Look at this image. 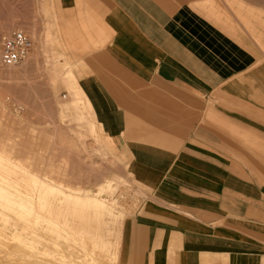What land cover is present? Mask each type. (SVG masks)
I'll list each match as a JSON object with an SVG mask.
<instances>
[{
  "label": "crops",
  "instance_id": "0c3cea01",
  "mask_svg": "<svg viewBox=\"0 0 264 264\" xmlns=\"http://www.w3.org/2000/svg\"><path fill=\"white\" fill-rule=\"evenodd\" d=\"M37 11L75 65L72 101L123 142L150 195L130 220L106 196L116 264H264L259 34L214 0H42Z\"/></svg>",
  "mask_w": 264,
  "mask_h": 264
},
{
  "label": "rangeland",
  "instance_id": "374dc122",
  "mask_svg": "<svg viewBox=\"0 0 264 264\" xmlns=\"http://www.w3.org/2000/svg\"><path fill=\"white\" fill-rule=\"evenodd\" d=\"M41 2L42 0H0V42L2 37L16 29L24 30L33 41L35 40L33 54L29 59L14 67L3 66L0 49V150L10 153L14 163L23 166L26 164L31 175L21 177H28L32 180L38 176L52 184L63 183V185L80 188L81 192L83 191L81 194L88 191L89 193L97 192L99 186L105 184L101 182L107 179L106 177L112 180L127 181L125 184L112 182V187L108 191L98 193L96 196L103 198L108 205L109 200L106 196L116 195L117 198H115L129 212L130 220L150 195H146V186L135 180L138 177L133 174L129 166V152L124 150L123 142L109 135L99 136L96 133L95 120H91L85 109L87 105L84 107L81 99L79 102L72 101V96L77 99L80 96L77 91L70 89L66 76L69 70L73 72L75 65L61 53L56 40L52 39L51 31L55 25L43 23L44 15L37 11ZM214 2L220 7L224 5L232 10L245 27L250 25L259 34L260 44L264 47V0H214ZM258 12H261L263 24L256 20L257 17L254 18ZM246 15L247 19H245ZM45 26L47 32H44ZM244 142L250 143V138L248 140L244 138ZM260 155V159L264 160V153L261 152ZM261 170L264 171L263 168ZM13 177L17 178L16 175ZM29 183L31 186L32 182L29 181ZM30 193L38 195L31 191ZM58 203L59 201L56 204ZM61 204L62 210L65 209L62 217L64 226L62 223L60 227L61 236L58 237L57 234L52 233L47 223L36 224L32 215L28 216V222L13 215L16 223L13 224L14 226H9V230L5 231L6 235L10 238L14 237L13 235L18 233L17 230L21 232L25 228L30 238L35 241V248L39 250L28 248L13 238V248L5 253L10 252L16 260L29 258L33 263L43 261L42 263L45 264H54L59 262V260L52 263L44 262L45 260L39 257V253L36 254V252L47 249L52 254L63 253L71 261L67 264H91V261L94 264H116L118 232L117 216L115 217L113 209H110L111 215L114 216L112 219L108 213L101 215V218L97 220L101 223H96V220L93 222L92 228H95L96 234L94 239H83L75 230L83 222L81 223L80 219L73 215L72 209L65 201ZM86 224L85 222L83 226ZM102 230L105 231L102 232ZM128 233L129 226L123 233L126 245ZM37 234H41V237ZM103 242L109 245L107 244L106 247ZM55 244H58L59 248ZM23 249L25 253L21 252ZM26 251L29 252L28 255ZM29 254L34 257H30ZM53 258L56 259V256ZM124 264H127L125 259Z\"/></svg>",
  "mask_w": 264,
  "mask_h": 264
},
{
  "label": "bare ground",
  "instance_id": "6f19581e",
  "mask_svg": "<svg viewBox=\"0 0 264 264\" xmlns=\"http://www.w3.org/2000/svg\"><path fill=\"white\" fill-rule=\"evenodd\" d=\"M94 127L95 126L93 125L92 128L94 129ZM93 132L95 133V131H93ZM27 168L28 167L26 166V164H25V166H23L21 164L14 163L12 155H10V153H6V152L0 150V264H45V263H42L43 261H40V260H37V261H40V263H37V262L33 263V261H31L29 258L19 259L17 257L18 259L16 260V257L14 256L15 257V259H14L10 252L5 253V252L10 251L13 248V245H12V239L13 238L15 240H17L18 242H20L21 244L27 246L28 248H33L35 250L37 249V248H35L36 244L34 245L35 241H33L30 238V236L28 235V231L26 232L25 228H23L21 232L17 230L18 233L13 235L14 237L10 238L6 235L5 231L9 230V226H12L14 223H16V220L14 219L13 215H17L18 217L25 220L26 222L29 221L28 216L32 215L34 217L36 224L47 223L48 229L52 233L57 234L59 237V236H61L60 235V227L63 223L62 217L64 216L63 211L65 210V209L62 210L63 206H61L62 205L61 203H62V201H65L66 204L72 209L73 215H75V217L77 216L76 218H79L81 223L83 222V224H84L86 222L88 224V225L86 224V226L85 225L83 226V224H81L75 230H77L79 232V235L82 236L83 239H94L96 234H95V228H92V224H94L93 222H95V220H96V223H97L98 222L97 220H99V218H101L100 217L101 215L103 216L105 214L110 213L111 207L109 208L107 203L102 198H99L96 195H98V193L102 194L103 191H108L112 187L111 179H110V181L107 180L105 184L100 185L99 186L100 188L98 189L97 192H95V195H91V194L82 195L81 193L83 191L81 192L80 188L78 189L76 187H70L68 185H63V183H60V185L58 183H57L58 185L52 184V183L46 181L45 179L39 178L38 176L37 177L35 176L34 179H32V180H29L28 177L27 178L21 177L22 175H26V176L31 175V174H29V171H28L29 168L28 169ZM13 175H16L17 178H14ZM29 181L32 182L31 186L29 185L30 184ZM30 191L34 192L38 195H31ZM40 194H42V195H40ZM46 194H49V195H46ZM54 200H58L59 203L56 204L58 201L55 202ZM64 206H66V205H64ZM69 207H67V208H69ZM64 214H65V212H64ZM110 215H111V213H110ZM122 215L123 214H121V216ZM71 216H72V214H71ZM112 217H114V216L111 215V219H112ZM70 219L73 220V218H70ZM118 219H117V221H118ZM67 221H68V219H67ZM67 221H66V223L70 222V221H68V222ZM76 221H77V219H76ZM64 222H65V220H64ZM99 222L101 223V221H99ZM106 222H107V220H106ZM43 226H45V225H43ZM63 226H64V223H63ZM100 226H98V227H100ZM98 230H100V229H98ZM104 231L102 230V232H104ZM102 232H99V233H102ZM31 235H33V234H31ZM40 235L37 234V236L41 237ZM99 235L100 234H98V236ZM34 236H36V234ZM62 237H64V236H62ZM73 237H74V234H73ZM102 237H104V236H102ZM68 238L69 237H67V239ZM104 238H106V237H104ZM97 241H98V239H97ZM41 243H43V242H41ZM28 244H31V245H28ZM107 244H108L107 242L104 243V246L106 245V247H107ZM38 245H40V244H38ZM38 245H37V247H39ZM96 245H98V244H96ZM100 245H102V244H100ZM16 246H17V244H16ZM18 246H20V245H18ZM55 246L57 248H59L58 244H55ZM94 246H95V244H94ZM20 247H18V248H20ZM87 247H88V245H87ZM96 248H98V247H96ZM37 250H39V249H37ZM13 252H15V251H13ZM21 252L25 253L24 249L21 250ZM26 253H27V251H26ZM28 253H27V255H28ZM37 253H39L40 258L45 260L44 262L49 261V263L50 262L52 263L55 260H59V262H56L54 264H62L64 262L67 264L68 262H71L70 259L68 257H66L63 253L52 254L47 249H43L40 252H36V254ZM32 254L34 255L33 252H32ZM29 256H30V254H29ZM32 256H30V257H32ZM34 256L36 257V255H34ZM55 256H56V259L53 258ZM39 257H38V259H39ZM26 260H28V261H26ZM84 260H86V259H84ZM101 261H100V263H101ZM88 262H89V260H88ZM70 264H72V263H70ZM91 264H94V263L91 261Z\"/></svg>",
  "mask_w": 264,
  "mask_h": 264
},
{
  "label": "built area",
  "instance_id": "2783aa9c",
  "mask_svg": "<svg viewBox=\"0 0 264 264\" xmlns=\"http://www.w3.org/2000/svg\"><path fill=\"white\" fill-rule=\"evenodd\" d=\"M34 48L33 39L22 29H16L2 37L0 42L1 62L5 67H14L26 61Z\"/></svg>",
  "mask_w": 264,
  "mask_h": 264
}]
</instances>
